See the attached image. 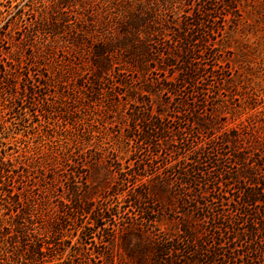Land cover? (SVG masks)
I'll list each match as a JSON object with an SVG mask.
<instances>
[{"label": "trees", "instance_id": "1", "mask_svg": "<svg viewBox=\"0 0 264 264\" xmlns=\"http://www.w3.org/2000/svg\"><path fill=\"white\" fill-rule=\"evenodd\" d=\"M70 1L43 5V21L75 26L66 40L89 60L90 92L130 99L126 127L116 149L50 165L0 151V264H264V137L225 125L237 110L218 42L232 0H114L103 31L61 13ZM4 46L0 32V84L13 82L7 101L23 109L53 79ZM100 162L113 181L92 200L88 173Z\"/></svg>", "mask_w": 264, "mask_h": 264}, {"label": "rangeland", "instance_id": "2", "mask_svg": "<svg viewBox=\"0 0 264 264\" xmlns=\"http://www.w3.org/2000/svg\"><path fill=\"white\" fill-rule=\"evenodd\" d=\"M51 1L0 0V32L4 33L6 58L20 66L36 62V69L45 71L53 79V88L42 90L34 102H23V109H13L7 101V91L13 82L0 84V151H4L6 159L24 156L32 162L38 160L50 165L70 159L77 150L116 149L115 143L126 127L121 121L130 99L109 102L92 95L85 75L89 60L66 40L71 39L69 31L75 26L67 30L66 23L61 26L56 20L58 27L55 28L51 20L43 21L49 17L43 12V5ZM232 2L235 8L226 17L218 42L225 60L222 64L228 63L232 69L233 82L228 87L235 95L237 110L233 118L226 115L225 125L229 128L253 124L255 131L264 137V0ZM115 3L114 0H72L61 13H67L70 19L75 17L78 22L83 18L81 26L88 31L90 23L103 31L100 13L106 4L114 8ZM167 8L175 15L181 12L178 3H170ZM118 63L114 67L124 65L119 60ZM21 85L22 81L17 79V88ZM118 156L125 154L120 152ZM87 181L90 197L96 200L110 187L113 177L105 173L100 162L98 167L89 170ZM2 224H7L6 218ZM86 264L109 263L86 261ZM110 264H132V261H111Z\"/></svg>", "mask_w": 264, "mask_h": 264}]
</instances>
